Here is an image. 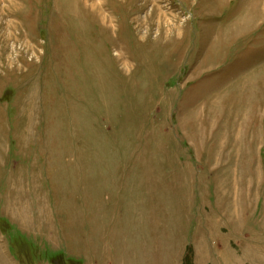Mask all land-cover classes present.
Masks as SVG:
<instances>
[{
    "label": "rangeland",
    "instance_id": "obj_1",
    "mask_svg": "<svg viewBox=\"0 0 264 264\" xmlns=\"http://www.w3.org/2000/svg\"><path fill=\"white\" fill-rule=\"evenodd\" d=\"M263 47L264 0H0V264H177L201 236L264 264ZM216 176L210 231L188 202ZM150 195L158 253L123 209ZM89 204L133 256L99 262Z\"/></svg>",
    "mask_w": 264,
    "mask_h": 264
},
{
    "label": "crops",
    "instance_id": "obj_2",
    "mask_svg": "<svg viewBox=\"0 0 264 264\" xmlns=\"http://www.w3.org/2000/svg\"><path fill=\"white\" fill-rule=\"evenodd\" d=\"M218 16V14H217ZM261 71H262V75H261V79L264 82V47H263V56H262V61H261ZM217 165V163H216ZM200 184V181H199ZM201 187H202V191L200 189L199 193H195L194 191H191L189 193V202H188V207L190 208V205H193V202L195 200V196H198L197 199V205H196V210L199 212V215L201 216V220L202 225L206 226L210 231H217V176L216 179L214 181V202L210 203L207 202V198H206V192H205V187H206V181L203 180L201 182ZM91 191H93V189H90ZM89 190V191H90ZM91 194H94V192H91ZM95 191V190H94ZM120 189H117V192H119ZM97 192H100V189H97ZM98 194V193H97ZM121 199L123 196V193L121 191L120 193ZM140 196L137 197V199L133 202L132 205H125L126 207H124L123 209H125V211L127 212L126 217L128 218V221L131 222V220L134 221L135 223V229L139 228L142 225V220H146L145 223L149 222L151 225V228L156 227L157 226V202H156V198L153 196H146L145 200H143V202H138ZM176 195H173L172 198H175ZM113 210H116L119 212L118 214V218H122L123 213H122V208L118 205V208L113 207ZM105 209L100 206L99 204H95V206H92V204L87 205L86 206V222H87V227L89 228V232H90V228H91V223L96 221L97 227L102 228V231H100L99 233V241H101L103 244L102 247L104 249V253H103V257L104 259H100L99 262H105L106 258H107V251L109 252V246L111 243V246L115 247L116 251H121L122 253H124L125 255H132L133 256V252H134V242H131L130 239L128 238V233L127 230L123 233L124 238L121 240H116V241H109L110 237L113 235H119L121 234V230L123 232V229H119L117 234H113L112 230L106 232L105 230V225H104V220H105ZM113 218H115V216H112ZM171 219H175V214L173 213L171 215ZM187 219H188V215H187ZM132 223V222H131ZM94 226V223H93ZM117 226V225H114ZM125 226V225H123ZM127 226V224H126ZM134 226V225H132ZM139 226V227H138ZM155 229V237H150V242H154V245L152 248L154 250V252L158 253L160 248L158 245V236H157V231L156 228ZM208 230V231H209ZM89 235H87V240L89 238ZM174 240V238H173ZM90 241V240H89ZM198 243L196 244L193 243L192 249H193V263L194 264H217V251L212 250V248L210 247V245L208 244V242L205 240L204 236L198 237L197 238ZM177 242V250H178V263L180 264L179 259H181V264H182V258L183 255L185 253V250L188 246V244L186 243V240H176ZM116 243V244H115ZM120 247V248H118ZM171 250L173 248V245L170 247ZM98 260H94V264H98L97 263ZM121 264H133L132 262H127L125 259L121 262Z\"/></svg>",
    "mask_w": 264,
    "mask_h": 264
},
{
    "label": "trees",
    "instance_id": "obj_3",
    "mask_svg": "<svg viewBox=\"0 0 264 264\" xmlns=\"http://www.w3.org/2000/svg\"><path fill=\"white\" fill-rule=\"evenodd\" d=\"M182 264H194L193 263V249L191 245H188L182 258Z\"/></svg>",
    "mask_w": 264,
    "mask_h": 264
}]
</instances>
